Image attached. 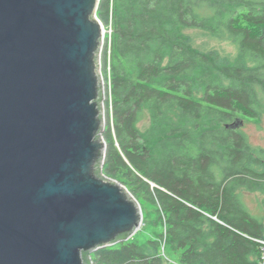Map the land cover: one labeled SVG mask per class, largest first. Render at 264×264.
Instances as JSON below:
<instances>
[{
	"label": "trees",
	"instance_id": "trees-1",
	"mask_svg": "<svg viewBox=\"0 0 264 264\" xmlns=\"http://www.w3.org/2000/svg\"><path fill=\"white\" fill-rule=\"evenodd\" d=\"M97 15L113 23L103 173L154 212L144 242L142 229L93 264H259L264 215L244 195L264 193V147L234 125L264 116V0H100ZM186 28L238 55L198 49Z\"/></svg>",
	"mask_w": 264,
	"mask_h": 264
},
{
	"label": "water",
	"instance_id": "water-1",
	"mask_svg": "<svg viewBox=\"0 0 264 264\" xmlns=\"http://www.w3.org/2000/svg\"><path fill=\"white\" fill-rule=\"evenodd\" d=\"M99 2L0 0V264H93L143 224L103 173Z\"/></svg>",
	"mask_w": 264,
	"mask_h": 264
},
{
	"label": "rangeland",
	"instance_id": "rangeland-1",
	"mask_svg": "<svg viewBox=\"0 0 264 264\" xmlns=\"http://www.w3.org/2000/svg\"><path fill=\"white\" fill-rule=\"evenodd\" d=\"M104 44L103 48L105 47V44L107 43L109 46V52L111 47V40L113 36V23L112 20L108 25L104 24ZM184 32L189 35L191 38V41L195 47L202 51H208V50H216L222 56L227 57L231 60L235 59V57L238 55L239 47L238 45L229 38H221L214 36L212 33L205 29L201 28H186L184 29ZM103 52V49H102ZM101 71L104 76L103 68H102V53H101ZM105 80V77H104ZM110 83H105V99L104 102L108 100V102L111 103V97H110ZM111 108V106H110ZM106 105H105V119H106ZM148 126V120H144L141 123V127L145 129ZM242 131H244L254 145L257 146H263L264 147V116L258 121H254L252 119H247L242 125H240ZM106 129V125H105ZM104 129V131H105ZM103 131V132H104ZM104 136V135H103ZM154 185V184H153ZM126 186V185H125ZM127 187V186H126ZM128 188V187H127ZM129 189V188H128ZM130 191V189H129ZM131 192V191H130ZM264 193H250L245 192L244 195V201L247 204L250 211L254 214L258 215H264ZM139 201V200H138ZM144 217L148 218L149 220L153 216V208L149 205L141 204ZM145 218V219H146ZM147 223V225H146ZM148 220L146 222L143 219V224L140 228V230H144L145 227L149 226ZM142 230V231H143ZM147 232L144 230L143 233L137 234L136 238H138V241L144 242L147 238ZM136 235V234H135ZM134 235V236H135ZM168 264H180L176 258L172 259V261Z\"/></svg>",
	"mask_w": 264,
	"mask_h": 264
},
{
	"label": "built area",
	"instance_id": "built-area-1",
	"mask_svg": "<svg viewBox=\"0 0 264 264\" xmlns=\"http://www.w3.org/2000/svg\"><path fill=\"white\" fill-rule=\"evenodd\" d=\"M105 40V39H104ZM263 258H264V256H263ZM259 264H264V259H263V261H261Z\"/></svg>",
	"mask_w": 264,
	"mask_h": 264
}]
</instances>
